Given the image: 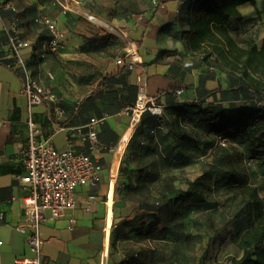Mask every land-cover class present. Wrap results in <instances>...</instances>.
I'll use <instances>...</instances> for the list:
<instances>
[{
    "label": "crops",
    "instance_id": "0c3cea01",
    "mask_svg": "<svg viewBox=\"0 0 264 264\" xmlns=\"http://www.w3.org/2000/svg\"><path fill=\"white\" fill-rule=\"evenodd\" d=\"M3 1L0 0V215L3 216L0 220V241L3 242L0 245V264H17V259L34 257L27 235L18 230L20 226H27L24 199L32 193L30 184L17 179V176L28 173L21 152L29 145L30 119L41 130L38 140L50 139L60 151L71 149L79 154L92 155L103 166L96 187L81 186L77 189L80 203L75 210L58 220H52L50 212L45 213L40 226V237L44 242L41 264H104L105 244L111 235L105 203L108 175L114 149L119 146L131 122L130 109L141 99L138 73L136 69L128 68L127 58L123 64H117L115 59L108 63L90 91L83 93L79 87L73 90L62 83L55 86L48 77L51 74L48 72L51 55L44 59L41 57V47L29 36L27 25H22L17 8L12 5L9 8ZM159 2L164 4L163 8L141 16L129 31L133 40L139 43L146 91L164 106L173 102L177 95L175 92L180 89L183 90L181 97H189L187 101L206 100L213 94L209 86L221 77V72L218 69H214L216 74L211 72L212 68L199 61L204 55L186 47L183 32L190 19L187 12L189 2L184 0L180 10L177 9L179 0ZM245 7L254 6H240L242 14ZM15 23L23 38L31 43L23 50V55L34 74H39L60 98L61 115L47 105L29 108L23 92V71L14 64L8 45L7 29ZM222 90L216 101L220 104L230 102L225 100L227 96ZM181 97L178 98L185 101ZM94 118L100 123L98 144L92 151L91 143L83 133ZM121 202L118 197L114 207L116 221L135 217L130 204L123 206ZM27 230L28 234L33 232L29 226ZM110 254L107 264H121L129 259L131 252L119 249ZM152 264L170 263L160 261Z\"/></svg>",
    "mask_w": 264,
    "mask_h": 264
},
{
    "label": "trees",
    "instance_id": "16d2710c",
    "mask_svg": "<svg viewBox=\"0 0 264 264\" xmlns=\"http://www.w3.org/2000/svg\"><path fill=\"white\" fill-rule=\"evenodd\" d=\"M186 1L190 19L183 37L187 49L205 53L206 61L208 55H215V63L222 71L230 70L231 87L222 92L227 96L225 100L230 101L231 109L243 99L250 104L226 111L221 106L205 108V102L182 101L175 95L161 116L151 111L142 115L125 155L137 160L136 184L129 185L127 190L133 197L123 192L120 195L123 206L130 204L135 215L144 214L150 221L146 224L143 218L136 224L133 218H126L117 222L111 253L119 249L131 252L129 259L121 264L160 262L156 248L144 244L162 243L167 238L175 243L184 241L188 237L184 218L190 212L209 210L211 192L225 187L240 199V206L235 217L222 230L215 231L211 240L222 238L226 233V242L243 250L241 257H231L226 264H264V197L251 183L243 165L244 153L240 150L246 146L252 159L264 163V131L258 140L253 138L254 133L264 127V45L258 49L256 44L238 42L232 36L245 22L239 7L256 6L257 0ZM109 18L116 16L109 15ZM45 31L48 34L42 36L40 47L51 38L50 32ZM235 73H239L238 76ZM197 129L230 143L231 149L220 148L221 155H216L189 189L183 190L174 185L172 178L162 174L180 163L190 162L183 154L200 149L202 140ZM164 130L166 133L162 134ZM168 141L171 144H167ZM155 181L160 187L158 194L152 186ZM120 244L125 246L120 248Z\"/></svg>",
    "mask_w": 264,
    "mask_h": 264
},
{
    "label": "rangeland",
    "instance_id": "374dc122",
    "mask_svg": "<svg viewBox=\"0 0 264 264\" xmlns=\"http://www.w3.org/2000/svg\"><path fill=\"white\" fill-rule=\"evenodd\" d=\"M7 1L17 8L22 25H27L29 36L37 43L41 42L42 36L48 34L44 26L35 23L37 15L45 14L57 21L58 32L61 35L60 48L55 53H48L51 55V66L48 67V72L53 76L49 80L55 83V86L62 83L73 90L79 87L83 93L90 91L98 82L108 63L123 54V45L116 35H112L110 31L99 27L86 17L67 10L59 0H4L3 2ZM72 1L77 3L84 11L92 12L128 33L141 16L152 14L157 11L156 9H160L151 0ZM242 12L245 16V22L239 32H232V36L238 42H251L256 44L258 49H261L264 45V0H257L256 6L252 8L245 7ZM109 15L116 16V18L110 19ZM177 15L179 18V13ZM202 54L204 56L200 57L199 61H204L209 68H212L211 72L213 73H215L214 69H218L221 72V77L209 86L213 94L208 99L201 101L199 98L198 101H194L205 102L206 106L216 108L221 106L226 111L237 110L250 104V102L243 99L235 103L231 109V103L225 102L220 105L216 101L222 89L231 87L230 70L224 69L226 71H222L223 69L215 63V55H208L206 61L204 59L206 57L205 53ZM235 74L238 76L239 73ZM181 98L185 101L189 99V97ZM155 103L156 107H162L161 109L165 110V106L160 101L157 100ZM259 130L260 132L254 133L253 138L255 140L260 138L264 127L259 128ZM161 132L165 134L166 130ZM197 134L202 140L200 149L183 154L184 158H190V162L187 165L180 163L178 166L165 170L162 174L164 177L172 178L174 185L183 190L189 189V186L208 168V164L214 161L216 155H221L220 148L231 149L230 143L220 140L203 129H197ZM129 141L123 151L117 170L115 204L117 198H121L120 192L128 194V186L135 185L137 180L135 171L137 160L129 157L125 158ZM167 144H171V141H168ZM240 150L244 153L243 165L250 175L251 183L259 189L260 195L264 197V163L252 159L246 146L241 147ZM152 186L154 193L158 194L160 192L159 183L155 181ZM128 195L130 198L133 197V194ZM209 201L211 204L209 210L190 212L184 218V231L188 236L184 241L175 243L172 238H167L162 243L144 245L156 248L157 259L170 264H226L231 257H241L243 250L232 242H226V233L222 238L211 240L215 231L222 230L225 224L235 217L240 206V199L235 194L230 193L227 188L221 187L211 192ZM115 212L116 210L113 209L109 248L108 251L104 250V259L107 260V263H109L107 252L111 253L113 230L115 224H117ZM143 218L144 214H136L133 221L139 224ZM143 221L147 224L150 220L144 218ZM119 246L122 248L125 245L120 244Z\"/></svg>",
    "mask_w": 264,
    "mask_h": 264
},
{
    "label": "built area",
    "instance_id": "2783aa9c",
    "mask_svg": "<svg viewBox=\"0 0 264 264\" xmlns=\"http://www.w3.org/2000/svg\"><path fill=\"white\" fill-rule=\"evenodd\" d=\"M151 1L158 8L164 7V4H161L159 0ZM183 4L184 0H179L177 9L180 10ZM7 5L11 8V4ZM35 23L44 26L50 32L51 38L45 41L41 46V57L44 59L49 52L55 53L59 51L61 35L58 32L57 21L48 15L38 14L35 18ZM120 30L123 36L110 32L112 35H116L123 45V54L117 58L116 62L117 64H123L124 58L129 60L128 68L136 69L142 94L143 87L146 89V74L140 56L139 44L131 38L128 32L122 29ZM7 33L8 45L14 56V64L19 66L23 71V92L28 99L29 108L36 105H47L54 109L57 114L61 115L62 110L59 107L60 98L55 95L52 87L48 86L39 74H34L23 55V50L31 43L23 38L16 23L7 29ZM48 77L51 79L53 78L52 74H48ZM176 94L178 97H181L183 90H178ZM144 100L145 101L142 102L140 99V101L130 109L131 122L129 126L136 116H139L140 122L142 115L146 111H151L154 115H162V107H156L155 102L157 100L150 97L147 91ZM99 123L100 121L94 118L87 126V131L85 133L82 132V129L79 130L90 141L92 151L96 149L98 144ZM28 126L30 131L29 145L21 152L28 173L25 176H17V179L22 183L30 184L32 186V193L24 199L25 222L27 226H20L18 230L22 234L27 235V240L34 253V257L20 258L16 260V263L41 264L44 242L40 237V226L45 220V213L47 211L50 212L51 219L58 220L64 218L67 212L75 210L80 203L77 197V189L81 186L96 187L100 181L103 166L97 162L92 155L79 154L71 149L60 151L52 145L50 139L38 140V135L41 130L32 119L29 120ZM118 148L119 146L114 149L111 171L108 175V191L105 201L108 210V226L110 215H112L111 220L113 221L115 182L112 181L111 174ZM2 219L3 216L0 215V220ZM28 226L33 229V232L30 234H28ZM111 227L112 222L108 228L109 231ZM109 242L108 237L105 244V249L107 251ZM2 243L3 242L0 241V245H2ZM107 257H109L108 252ZM104 264H107V260H105Z\"/></svg>",
    "mask_w": 264,
    "mask_h": 264
},
{
    "label": "bare ground",
    "instance_id": "6f19581e",
    "mask_svg": "<svg viewBox=\"0 0 264 264\" xmlns=\"http://www.w3.org/2000/svg\"><path fill=\"white\" fill-rule=\"evenodd\" d=\"M59 1L67 10L73 11L77 14H80V15L86 17L88 20L94 22L96 25H98L101 28H104V29H106L110 32H113L119 36H123L122 31L119 28H117L116 26H114V24L102 19L101 17L93 14L92 12L84 11L74 1H72V0H59ZM145 93H146V89H145V87H143L142 94H141L142 102L145 101L144 100ZM138 122H139V116H136L134 118L132 124L127 129V131H126L125 135L123 136L121 143L119 145V148L117 150L116 157H115V162L113 165L112 174H111L112 175V181H114V182L117 178V170L119 167V162H120L121 156L123 154V151H124L128 141H129L130 137L132 136L133 132L136 130ZM112 191H113V187H112ZM111 219H112V215H110L109 226L111 225V222H112ZM109 226H108V228H109Z\"/></svg>",
    "mask_w": 264,
    "mask_h": 264
}]
</instances>
